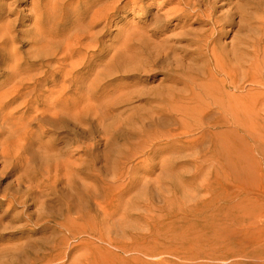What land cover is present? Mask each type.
Segmentation results:
<instances>
[{
	"label": "bare ground",
	"instance_id": "obj_1",
	"mask_svg": "<svg viewBox=\"0 0 264 264\" xmlns=\"http://www.w3.org/2000/svg\"><path fill=\"white\" fill-rule=\"evenodd\" d=\"M170 1H175L177 6L165 11L163 23L175 19L182 28L192 25L188 18L195 16L200 22L209 25L198 38L196 47L206 62L207 83L210 85L211 102L201 112L211 111L213 103L221 110L223 103L216 99L219 96L225 97L228 88L241 87L236 77L242 68L249 70L264 67V38L232 41L230 44L221 41L226 29L235 24V15L241 23L246 14L241 0H236L232 7L221 12L217 9L226 4L216 5V2L209 3L207 0ZM130 2L0 0V154L12 162L26 165L28 170L16 175L17 188L22 177L29 182L23 196L18 195L16 188V193L6 197L9 205L18 204L21 210L13 213L6 210L0 214V264H99V260L93 257L94 246L90 252L91 257H87L85 251L88 245L82 237L85 232L83 229L91 215L79 204H84V200H93L97 210L108 218L122 216L123 212L126 215V209L139 204L145 212L140 215L144 217L149 216L150 211H159L163 219L170 220L185 214L195 220L203 213L206 223L214 220L210 218L212 215L226 213L225 209L229 208L224 181H217L220 179L211 169L213 173L210 174V183L202 185L206 187L208 197L200 201L194 198L191 202L181 204L179 201H183V198L174 196L158 209H150L155 207V203L151 200L148 187L152 182L159 189L161 177L174 170L179 150L176 147L177 140L189 131L192 127L190 123L183 127H169L163 134H158L161 125L140 121L137 127L127 124L131 127L126 128L128 135L123 134L120 127L109 132L105 124V151H96L97 143L91 141L76 150L80 155L71 161V145L68 147L65 143L69 139L66 133L70 122L74 125L82 122L86 130L92 124L91 121L98 119L102 126V105L111 96L106 87V78L114 71V57L102 70L99 68V36L106 25L99 29L100 19L104 18L108 23V18L115 11L124 9ZM135 6L138 7V3ZM155 24L160 32L163 27L161 22ZM141 33L139 30L138 34ZM138 34L130 33L128 36L135 38ZM24 45L27 46L26 51L21 50ZM163 52L167 57L169 52ZM44 93L47 95L42 108L36 107L33 116L25 120L19 117V121L12 119L21 103L30 109ZM180 102L183 103L184 99ZM174 103L176 105L172 106V111L184 117H193L203 104L197 109L178 110L176 99ZM9 108L11 110H7ZM34 119L41 132L32 129ZM197 124L198 128L202 127L200 121ZM45 125L49 126V130L53 128L56 133L60 132L62 135L58 139L65 145L57 144L55 137L43 140ZM162 136L172 142L158 144ZM75 137H78L77 132ZM203 137L202 132L198 139ZM206 146L209 150L206 159L226 168V160L221 152L225 144L222 141H209ZM154 151L160 153L161 162V172L154 180L140 178L136 175L137 168L125 164L138 153L144 154V160H148ZM100 155L104 157V171L95 165ZM254 158L257 162L256 176L251 183L254 187L247 188L260 194L264 189V171L259 158L256 155ZM216 163L212 165L213 168ZM195 169L199 168L196 166ZM43 183L47 184L50 194L60 203L57 214L46 208L49 203L44 200L39 203L32 196V192L41 188ZM215 184L220 189L218 194L215 192ZM71 197L78 198V209H75ZM72 238L77 242L67 250ZM73 248L77 254H72Z\"/></svg>",
	"mask_w": 264,
	"mask_h": 264
},
{
	"label": "rangeland",
	"instance_id": "obj_2",
	"mask_svg": "<svg viewBox=\"0 0 264 264\" xmlns=\"http://www.w3.org/2000/svg\"><path fill=\"white\" fill-rule=\"evenodd\" d=\"M130 1L129 6L115 11L108 18V23L104 18L100 19L99 29L106 25L99 36V68L102 70L114 57V71L106 78V87L111 96L102 105V126L98 119L91 121L92 124L86 130L82 122L77 125L70 122L66 133L69 139L65 143L68 147L71 145V161L80 155L76 150L91 141L97 143L96 151H105V124L109 132L120 127L119 130L128 135L127 124L137 127L140 121L161 125L158 134H163L169 127H183L190 123L192 127L189 131L177 140L176 147L179 150L174 170L161 177L159 189L152 182L148 187L151 200L155 203V207L150 209H158L174 196L183 198V201H179L181 204L191 202L194 198L200 201L208 197V191L202 185L210 183L213 170L220 179L217 181H224L229 208L225 209L226 213L212 215L210 218L214 220L206 223L203 213L195 220L185 214L167 220L159 216V211H150L149 216L144 217L140 215L144 211L139 204L126 209L127 214L123 212V217L116 215L108 218L97 210L93 200H84V204H81L77 197H71L75 209L79 208V202L85 212L91 215L84 225L82 236L88 245L85 249L87 257H91L94 246L93 257L99 260V264H264V189L259 194L247 188L254 187L251 184L256 176L257 162L254 155L259 158L264 171V67L249 70L243 67L236 77L241 87L228 88L225 97H217L216 100L223 103L222 109L213 103L211 111L201 112L211 102L210 85L207 83L206 62L196 47L198 38L209 25L200 22L195 16L188 18L192 25L182 28L175 19L163 23L165 11L177 6L175 1ZM207 1L216 2V5L226 4L217 9L219 12L236 3V0ZM137 3L138 7L135 6ZM241 4L246 14L241 23L238 22L237 14L233 16L235 24L227 26L229 29L221 37V41L226 44L264 38V0H241ZM157 21L163 26L160 32L156 29ZM139 30L141 34H138ZM130 33L138 35L130 38ZM21 50L26 51L27 46H22ZM163 51L169 52L167 57ZM46 95L42 94L30 109L21 103L12 119L19 121V117L25 120L33 116L36 107L42 108ZM174 99L179 105L176 106L178 110L197 109L203 104L193 117H184L172 111V106L176 105ZM182 99L183 103L180 102ZM225 109L230 110L226 112ZM199 121L201 128L197 127ZM31 127L34 131H42L35 119ZM48 127H43L46 130L43 140L55 137L57 144L65 145L58 139L62 134ZM75 132L78 137H75ZM202 132L204 137L198 139ZM164 137L159 139L158 144L172 142ZM209 141H222L225 144L221 152L226 160V168L206 159ZM152 155L144 160L145 155L138 153L125 164L137 168L136 175L140 178L151 181L161 172L160 153L154 151ZM95 165L104 171L102 155ZM26 169L25 164L12 162L0 154V214L6 210L10 213L21 210L18 204L9 205L6 197L16 193V175L24 173ZM20 180L17 191L18 195L23 196L29 182L25 177ZM214 186L218 194L220 189L217 184ZM32 196L39 203L46 201L50 204L46 208L58 213L60 203L50 194L47 184H41V188L35 189ZM242 208L247 210L243 211ZM153 216L156 218L152 219ZM76 242L74 238L70 239L67 250L74 247ZM71 250L73 255L77 254L74 248Z\"/></svg>",
	"mask_w": 264,
	"mask_h": 264
}]
</instances>
